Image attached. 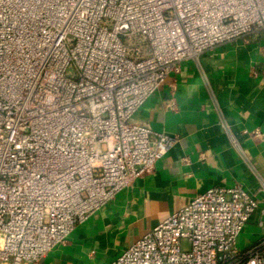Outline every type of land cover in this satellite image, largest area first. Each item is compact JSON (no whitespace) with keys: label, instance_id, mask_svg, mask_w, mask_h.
<instances>
[{"label":"built area","instance_id":"1","mask_svg":"<svg viewBox=\"0 0 264 264\" xmlns=\"http://www.w3.org/2000/svg\"><path fill=\"white\" fill-rule=\"evenodd\" d=\"M262 29L264 0H0V264L39 262L152 171L177 137L136 111L182 61ZM257 210L264 229L243 186L211 187L112 264H264V238L237 244Z\"/></svg>","mask_w":264,"mask_h":264},{"label":"crops","instance_id":"2","mask_svg":"<svg viewBox=\"0 0 264 264\" xmlns=\"http://www.w3.org/2000/svg\"><path fill=\"white\" fill-rule=\"evenodd\" d=\"M133 121L177 142L152 171L32 264H112L214 186L239 184L264 205V29L182 61Z\"/></svg>","mask_w":264,"mask_h":264},{"label":"rangeland","instance_id":"3","mask_svg":"<svg viewBox=\"0 0 264 264\" xmlns=\"http://www.w3.org/2000/svg\"><path fill=\"white\" fill-rule=\"evenodd\" d=\"M259 210L253 215L251 220L246 225L245 229L239 236L237 244L241 249H246L251 245H254L260 239L259 236L264 235V229L258 225ZM187 247V245L185 246Z\"/></svg>","mask_w":264,"mask_h":264}]
</instances>
